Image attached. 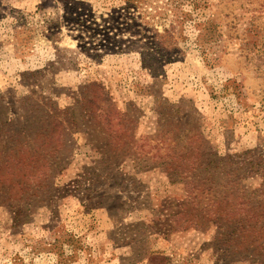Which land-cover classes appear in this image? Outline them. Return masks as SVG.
<instances>
[{"label":"rangeland","instance_id":"1","mask_svg":"<svg viewBox=\"0 0 264 264\" xmlns=\"http://www.w3.org/2000/svg\"><path fill=\"white\" fill-rule=\"evenodd\" d=\"M189 130L192 169L107 161L116 133L179 148ZM258 154L264 0H0V264H264L230 205L258 203Z\"/></svg>","mask_w":264,"mask_h":264},{"label":"trees","instance_id":"2","mask_svg":"<svg viewBox=\"0 0 264 264\" xmlns=\"http://www.w3.org/2000/svg\"><path fill=\"white\" fill-rule=\"evenodd\" d=\"M166 33V36L171 35V30L165 28L163 30ZM160 39V37H159ZM165 42V41H163ZM99 116H102V113H99ZM188 135L181 134L179 135L177 139V143H175L174 146L178 143H182L181 147H171V144H167V140L163 136H160L159 134L156 135H145L140 137L137 141H135L133 138V144L139 143V145L132 149L130 147H120L119 145L122 144L120 140H117L120 138V134H114L112 137H109L106 139V142H110L114 144L115 147H113L112 152L108 153V149L103 152L105 155L108 153V163L109 165L118 166L119 163L124 161L126 158H130L132 164L134 165L135 170H142V169H152L154 167L160 166H166L171 169V173L174 171H177L182 167L184 164V161L189 158L191 163V169L198 164L199 159L201 157L200 147L204 144V141L202 138H200L198 135L199 133H191V130H189ZM126 142H129V138ZM197 142L198 145L193 147V144ZM125 144V142H124ZM123 144V145H124ZM143 144L146 145V148H143ZM166 144L165 146H163ZM8 148L10 149H16V145H13L11 143L6 144ZM110 144H107V147ZM25 146L22 145L18 150H21L23 152V148ZM191 147V148H190ZM163 149V152L160 153L159 151ZM191 154L189 157L188 155ZM34 154H30L26 157V159L34 158ZM230 160L228 156L225 157H216V155L213 156L212 159L208 161V163L205 166L206 168H209L211 165H214V168L219 169L221 168L224 170L227 165H232L233 162L227 161ZM180 162V165H176V162ZM250 169L254 173H258L261 176V182L259 183L258 189H255L253 192H258L259 197L255 198L258 199V203L254 206L248 205V199H243L242 195L234 197V201L230 204L232 207H234L237 210H242L244 219L243 224H245L244 230H263L264 229V154H258L254 157V159L250 160ZM21 162L19 159H16L14 162V165L18 166ZM55 165L54 167H56ZM187 168V167H185ZM237 176L240 178L239 175V167L226 171L224 174V181L227 179H230L232 177ZM171 177V176H170ZM180 179L172 180V182H180L184 179V176L182 174L178 175ZM229 186L234 185L235 187L238 186L236 182H229L227 183ZM200 190V189H199ZM231 189H227L228 194L226 192L222 193L221 195H218L216 197V202L218 204H221L222 207H228L227 201L229 197L231 196ZM230 192V193H229ZM252 192V193H253ZM195 197V196H194ZM205 198V197H203ZM217 214L219 216L222 215L221 210H217ZM149 255V263L150 264H161L162 260L167 259L165 256H161L157 252L153 253H147Z\"/></svg>","mask_w":264,"mask_h":264}]
</instances>
